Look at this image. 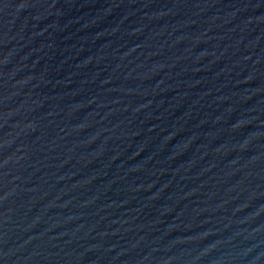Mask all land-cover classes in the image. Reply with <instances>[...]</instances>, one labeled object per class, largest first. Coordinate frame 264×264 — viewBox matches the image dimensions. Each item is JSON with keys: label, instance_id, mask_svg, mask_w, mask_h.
Masks as SVG:
<instances>
[{"label": "water", "instance_id": "water-1", "mask_svg": "<svg viewBox=\"0 0 264 264\" xmlns=\"http://www.w3.org/2000/svg\"><path fill=\"white\" fill-rule=\"evenodd\" d=\"M0 264H264V0H0Z\"/></svg>", "mask_w": 264, "mask_h": 264}]
</instances>
